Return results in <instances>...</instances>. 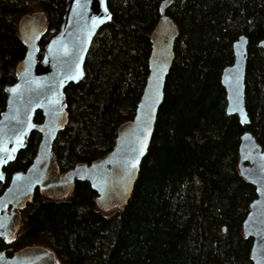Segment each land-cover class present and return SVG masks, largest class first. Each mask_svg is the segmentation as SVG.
Listing matches in <instances>:
<instances>
[{
    "label": "trees",
    "instance_id": "trees-1",
    "mask_svg": "<svg viewBox=\"0 0 264 264\" xmlns=\"http://www.w3.org/2000/svg\"><path fill=\"white\" fill-rule=\"evenodd\" d=\"M163 0H108L113 14L95 37L86 76L66 88L69 119L55 143L61 171L91 162L114 146L119 126L132 119L149 74L151 36ZM67 0H0V115L6 86L26 47L18 22L45 12L41 52L60 29ZM167 14L179 36L155 132L129 201L104 211L97 193L78 181L65 198L37 191L21 210L16 238L0 242L12 255L27 246L52 249L61 264H254L243 222L255 187L239 170L241 136L250 130L264 150V0H174ZM250 39L246 106L250 124L227 112L223 69L233 43ZM36 122L43 121L37 112ZM41 135L5 167L12 173L33 162ZM226 227V231L223 228Z\"/></svg>",
    "mask_w": 264,
    "mask_h": 264
},
{
    "label": "water",
    "instance_id": "water-1",
    "mask_svg": "<svg viewBox=\"0 0 264 264\" xmlns=\"http://www.w3.org/2000/svg\"><path fill=\"white\" fill-rule=\"evenodd\" d=\"M173 2L163 0L161 3V18L151 36L149 74L135 115L119 126L115 144L107 154L91 162L76 163L66 171H61L54 149L69 119L65 90L69 84L85 78L92 43L98 32L112 20L113 14L108 0H103V3L101 0H67L62 25L44 46L42 56L40 41L48 29L45 12L36 11L20 19L18 30L26 52L16 67L17 80L5 88L8 96L0 115V156L10 155L11 159L0 162V182L6 181L5 167L26 148L32 133H39L41 140L31 165L26 170L15 172L0 194V241L10 243L15 239L21 225V209L34 198L37 191L52 198H65L78 181H86L97 193V205L104 211L123 207L129 201L142 162L149 152L160 106L165 98L167 77L175 59L179 30L167 14ZM105 16L110 18L93 26V18L98 20ZM249 41L246 34L238 36L233 43L234 62L223 69L221 76L226 90L227 112L237 115L240 122L244 118L246 122L242 125L251 122L246 106ZM262 41L259 46L264 49ZM17 85L19 90L15 94L7 91ZM157 87L160 95L153 103ZM38 111L43 114L42 122L35 121ZM145 121H148L150 129L146 140ZM142 143L144 147L141 152ZM133 163L136 165L134 169L131 168ZM239 170L256 191L243 222V233L245 237L253 239L250 254L253 263L264 264V150L250 130L241 136ZM223 230L226 231V227ZM0 264L61 262L52 249L35 245L17 250L12 255L0 250Z\"/></svg>",
    "mask_w": 264,
    "mask_h": 264
},
{
    "label": "snow or ice",
    "instance_id": "snow-or-ice-1",
    "mask_svg": "<svg viewBox=\"0 0 264 264\" xmlns=\"http://www.w3.org/2000/svg\"><path fill=\"white\" fill-rule=\"evenodd\" d=\"M101 3H103V0H101ZM105 10V12L107 13V9L105 8L104 9ZM107 18H110V16H105V17H103V18H100V19H96V18H93V26H96V24L97 23H103V21H104V19H107ZM262 44H264V41H262L261 42ZM159 72H160V69H158L157 70V73H156V80H157V84H158V81H159ZM79 75V74H78ZM77 77H68V79H76ZM18 90H19V86L17 85V86H14V87H12L11 89H7V91H10V92H12L13 94H15L16 92H18ZM159 95H160V93H159V89H158V87H157V89H156V91H155V95H154V97H153V103H155V101L159 98ZM149 107L151 108V105H149ZM234 110H236V109H234ZM150 119H151V114L149 113V121H150ZM246 122V120L244 119V118H242L241 119V123H245ZM150 132V129H149V127H148V121H145V133H146V135H145V140H146V138H147V134ZM143 147H144V144L142 143V145H141V152H142V150H143ZM4 151L5 152H7L8 150L7 149H4ZM7 159H11V156L9 155V156H7V157H4V156H0V162H7ZM135 163H133L132 165H131V168H135ZM130 171H131V169H130ZM0 176H2V174H0ZM258 191H259V189H258Z\"/></svg>",
    "mask_w": 264,
    "mask_h": 264
},
{
    "label": "flooded vegetation",
    "instance_id": "flooded-vegetation-1",
    "mask_svg": "<svg viewBox=\"0 0 264 264\" xmlns=\"http://www.w3.org/2000/svg\"><path fill=\"white\" fill-rule=\"evenodd\" d=\"M261 40H264V39H261ZM261 40H259L258 42H260ZM46 44H47V43H46ZM249 45H250V41H249ZM249 45H248V54H249ZM258 46H259V43H258ZM259 47H260V46H259ZM261 48H262V47H261ZM234 58H235V56H234ZM248 58H249V56H248ZM233 62H234V61H233ZM247 63H248V62H247ZM16 172H17V171H16ZM14 173H15V172H14ZM14 173H12V175H13ZM6 175H7V174H6ZM12 175H11V176H12ZM10 179H11V178H10ZM5 182H6V181H5ZM5 182H4V183H5ZM7 186H8V185H7ZM3 191H4V190H3ZM3 191H2V192H3ZM0 194H1V193H0ZM22 209H23V208H22ZM22 209H21V210H22ZM249 210H250V209H249ZM21 216H22V213H21ZM21 219H22V218H21ZM20 226H21V225H20ZM19 229H20V228H19ZM18 231H19V230H18ZM17 234H18V232H17ZM17 234H16V236H17ZM15 238H16V237H15ZM246 238H247V237H246ZM250 239H252V238H250ZM1 241H4V240H1ZM1 241H0V242H1ZM6 243H7V242H6ZM252 244H253V239H252ZM251 248H252V247H251ZM0 250H3V249H0ZM5 251H6V250H5ZM250 254H251V253H250ZM252 262H253V261H252Z\"/></svg>",
    "mask_w": 264,
    "mask_h": 264
},
{
    "label": "bare ground",
    "instance_id": "bare-ground-1",
    "mask_svg": "<svg viewBox=\"0 0 264 264\" xmlns=\"http://www.w3.org/2000/svg\"><path fill=\"white\" fill-rule=\"evenodd\" d=\"M259 43V42H258Z\"/></svg>",
    "mask_w": 264,
    "mask_h": 264
}]
</instances>
